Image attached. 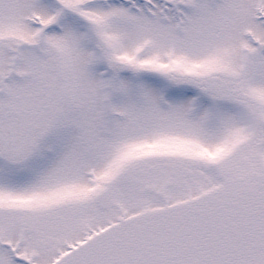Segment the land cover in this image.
<instances>
[{
	"label": "snow or ice",
	"instance_id": "snow-or-ice-1",
	"mask_svg": "<svg viewBox=\"0 0 264 264\" xmlns=\"http://www.w3.org/2000/svg\"><path fill=\"white\" fill-rule=\"evenodd\" d=\"M0 264H264V0H0Z\"/></svg>",
	"mask_w": 264,
	"mask_h": 264
}]
</instances>
